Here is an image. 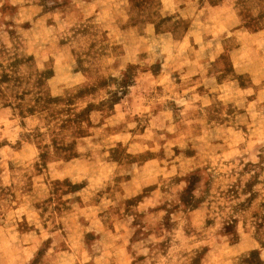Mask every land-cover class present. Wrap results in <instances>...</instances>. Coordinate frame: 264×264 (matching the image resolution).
<instances>
[{"label": "rangeland", "instance_id": "374dc122", "mask_svg": "<svg viewBox=\"0 0 264 264\" xmlns=\"http://www.w3.org/2000/svg\"><path fill=\"white\" fill-rule=\"evenodd\" d=\"M0 264H264V0H0Z\"/></svg>", "mask_w": 264, "mask_h": 264}]
</instances>
